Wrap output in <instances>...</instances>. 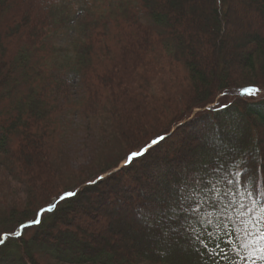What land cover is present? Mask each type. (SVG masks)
Returning a JSON list of instances; mask_svg holds the SVG:
<instances>
[{
  "label": "trees",
  "instance_id": "obj_1",
  "mask_svg": "<svg viewBox=\"0 0 264 264\" xmlns=\"http://www.w3.org/2000/svg\"><path fill=\"white\" fill-rule=\"evenodd\" d=\"M247 1L261 26L235 50L242 0H0V235L54 205L0 245V264H252L240 205L264 217V0ZM245 86L261 91L234 94ZM193 175L215 190L197 189L191 212L173 201ZM189 223L222 239L237 229L229 259L194 245Z\"/></svg>",
  "mask_w": 264,
  "mask_h": 264
},
{
  "label": "snow or ice",
  "instance_id": "obj_2",
  "mask_svg": "<svg viewBox=\"0 0 264 264\" xmlns=\"http://www.w3.org/2000/svg\"><path fill=\"white\" fill-rule=\"evenodd\" d=\"M234 94L239 97H253L260 93V89L255 86H245L236 88L233 90ZM225 95H227L225 93ZM225 106H227V103L225 102ZM165 137L163 135H159L156 138L152 139L150 143H147L146 145L138 148L135 151H131L130 154L126 155L125 157V165L132 163L134 160L144 156L146 153L149 152L150 149L154 148L156 145H158L161 141H163ZM253 182L255 183L260 177H258L255 172L252 174ZM231 183V181H229ZM186 190H179L177 193V198L173 201V206L183 208V204L185 202L188 203V209L186 211L194 212L195 210L199 209L204 201L196 200L194 199V196L196 195L197 189L201 192H209L214 191L215 186L213 185L212 188L208 187L207 182L202 181L200 178L193 175L188 182L185 185ZM249 196L252 195V192L249 191ZM77 193L75 191H68L64 194L59 196V200H65L68 198H72L76 196ZM225 196H228L229 193H225ZM224 199V197H220L219 199H213L212 201V207L218 208L220 207L221 201ZM232 202L229 201V204ZM258 201H253V206H255ZM52 207L54 205L49 206L48 208H41L37 211L36 215L32 219L30 223H23L21 222L18 225V228L13 230L10 233H4L0 235V245H3L5 241L9 238L10 235L19 237L23 234V230L30 228L34 225H37L40 223V216L45 212H50L52 210ZM225 208L228 207V205H224ZM261 209L264 210V204L260 205ZM240 208L244 211L241 213V222L244 226L245 236L249 239V243L254 242L255 243V249L252 250L249 254V259H253L252 264H255V260H261L264 261V217L261 218H247L244 219V212L250 211L246 208L244 204L240 205ZM172 206L169 207L167 211H171ZM167 214V212H165ZM210 215V214H209ZM182 219H189V217H181ZM230 220L231 218L228 217ZM199 223L203 224V221H199ZM210 223V221H209ZM189 229L191 230V240L193 244H200L203 245L204 249L208 250L209 256H214L217 253L215 252V249H219L220 252H224V246L228 245L231 246L233 243L232 236H236L237 239H239L238 230L233 228L229 230L227 227L224 229V238H220L218 236H215L214 233L207 231V228L204 229V231H201L200 229L196 228L194 225L189 223L188 225ZM206 234V237H205ZM206 239L208 242L215 241L214 248L209 249V243L206 242ZM243 247H247V244L242 245ZM196 251L200 252L201 255L204 254V252L201 250V248H196ZM224 259L228 260V255L226 252H224ZM243 259V257H241ZM212 264H220L218 260H213ZM229 264H232V262L229 260Z\"/></svg>",
  "mask_w": 264,
  "mask_h": 264
},
{
  "label": "rangeland",
  "instance_id": "obj_3",
  "mask_svg": "<svg viewBox=\"0 0 264 264\" xmlns=\"http://www.w3.org/2000/svg\"><path fill=\"white\" fill-rule=\"evenodd\" d=\"M87 1L89 3L92 2L93 3L92 5H94L95 3H97V2H99L101 0H87ZM155 1L156 0H152V3H155ZM169 1L172 2L173 0H169ZM241 5H243L242 7H245V8H242V10L240 8L237 9V14H239L241 16V19H240L241 26L238 25V27L236 28V31L234 33L231 32L232 37H234L233 38V45L235 46V48H234L235 50H239V49H241L243 47L244 39L248 37V35H247L248 32L247 31H252L253 30L254 32H256V30H258L260 28V26H261V23H260V25H258L256 23H253V21H252L253 13L256 10L250 6V4L248 3V1L247 0H242ZM229 32H228V34H229ZM73 35L74 34H70V32H69L68 34H64L63 36H59V38L56 40V46L58 48L62 49V53H63L64 56H65L66 51L69 49V45L71 44V40L70 39H71V37ZM236 56L240 59V57H241L240 52H235V57ZM65 64L66 63L63 62V65H65ZM62 71H64V70H62ZM161 79H160V81H161ZM165 79H166V77H165ZM60 83H61L60 84L61 87L65 88L66 90H70L72 94L75 93V91L79 89V88H77L76 79H75L73 73L70 72V71H68V70H65L63 72V75L60 78ZM259 95H263L264 96V90ZM195 99H197V98H195ZM220 99H221V96H218L213 101V103L210 104V107L213 108V107H216V106L220 105L221 103H223V100H220ZM204 109H206V108H204ZM196 110L197 109H195L194 111H192L191 115L192 114H195L196 113ZM169 119H171L170 116H169ZM60 123L61 122L59 121V123L57 125H61ZM167 124H169V122H167V123H165L163 121L160 122L158 131L159 130H162L163 129V126L164 125L166 126ZM159 133H160V131H159ZM83 147H79V149L77 147V149H78V151L80 153H85L86 152L85 151L86 149L83 148ZM80 155L81 154L77 155V159L74 160V161H72V164H71L72 167L73 166L74 167H77V165L79 163H82L83 162L82 159L80 158ZM83 158H85V157H83ZM87 162L88 161H85L84 163H87ZM29 234H30V231H28L24 235H29ZM228 254L229 253H227V255Z\"/></svg>",
  "mask_w": 264,
  "mask_h": 264
}]
</instances>
